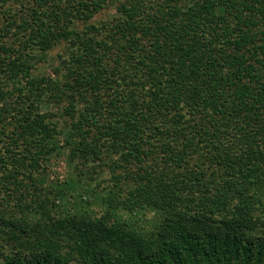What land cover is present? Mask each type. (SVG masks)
Segmentation results:
<instances>
[{"label": "trees", "instance_id": "obj_1", "mask_svg": "<svg viewBox=\"0 0 264 264\" xmlns=\"http://www.w3.org/2000/svg\"><path fill=\"white\" fill-rule=\"evenodd\" d=\"M0 257L264 264V0H0Z\"/></svg>", "mask_w": 264, "mask_h": 264}, {"label": "rangeland", "instance_id": "obj_2", "mask_svg": "<svg viewBox=\"0 0 264 264\" xmlns=\"http://www.w3.org/2000/svg\"><path fill=\"white\" fill-rule=\"evenodd\" d=\"M107 13V10H101L100 12H98L95 16V19H98L100 17H104ZM57 51V49H54L51 53L52 55L55 54V52ZM45 63H42L40 66L42 68H46L45 66H43ZM52 168L55 172H57V174L62 178L64 175L67 174V164L65 162V160L62 158V159H55L53 160L52 159ZM0 264H2L1 262V257H0Z\"/></svg>", "mask_w": 264, "mask_h": 264}]
</instances>
